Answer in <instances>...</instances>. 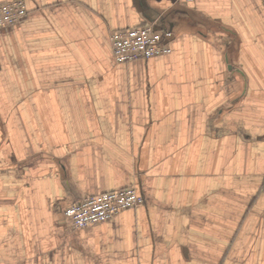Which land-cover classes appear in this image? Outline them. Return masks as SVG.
<instances>
[{"label": "crops", "instance_id": "1", "mask_svg": "<svg viewBox=\"0 0 264 264\" xmlns=\"http://www.w3.org/2000/svg\"><path fill=\"white\" fill-rule=\"evenodd\" d=\"M23 1L0 30V264H264V0ZM146 24L170 54L117 64L110 33ZM126 187L141 206L64 216Z\"/></svg>", "mask_w": 264, "mask_h": 264}, {"label": "built area", "instance_id": "2", "mask_svg": "<svg viewBox=\"0 0 264 264\" xmlns=\"http://www.w3.org/2000/svg\"><path fill=\"white\" fill-rule=\"evenodd\" d=\"M27 15L23 0H10L0 4V30L21 23ZM172 33L156 30L152 24L113 31L109 35L113 56L117 64L133 63L154 57L166 56ZM264 176V175H263ZM143 204L134 187L116 192L87 196L64 211L74 231L108 221L119 213Z\"/></svg>", "mask_w": 264, "mask_h": 264}]
</instances>
